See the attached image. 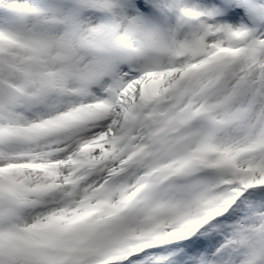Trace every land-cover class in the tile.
Here are the masks:
<instances>
[{"label": "snow or ice", "instance_id": "snow-or-ice-1", "mask_svg": "<svg viewBox=\"0 0 264 264\" xmlns=\"http://www.w3.org/2000/svg\"><path fill=\"white\" fill-rule=\"evenodd\" d=\"M0 264H264V0H0Z\"/></svg>", "mask_w": 264, "mask_h": 264}]
</instances>
